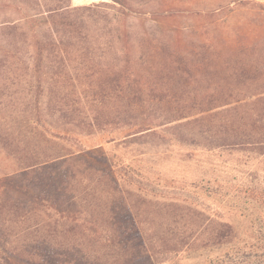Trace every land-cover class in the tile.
Instances as JSON below:
<instances>
[{"label":"trees","instance_id":"1","mask_svg":"<svg viewBox=\"0 0 264 264\" xmlns=\"http://www.w3.org/2000/svg\"><path fill=\"white\" fill-rule=\"evenodd\" d=\"M156 1L0 3L7 254L27 264H163L233 239L228 221L125 188L64 142L129 126L134 135L165 141L160 129L190 145L264 154V32L181 41L176 26L169 34L128 23L172 16V6L151 9ZM0 264L10 261L0 255Z\"/></svg>","mask_w":264,"mask_h":264},{"label":"rangeland","instance_id":"2","mask_svg":"<svg viewBox=\"0 0 264 264\" xmlns=\"http://www.w3.org/2000/svg\"><path fill=\"white\" fill-rule=\"evenodd\" d=\"M70 1L73 5L110 2ZM164 6L175 8L172 16L153 20L136 15L128 23L136 30L163 26L169 34L176 26L180 33L173 32V37L181 41L212 35L236 40L264 32V0H158L150 7ZM215 7L220 9L207 12ZM133 131L126 126L91 134L73 132L64 142L89 163L111 173L121 186L148 198L201 209L228 221L235 231L228 243L186 250L163 264H264V154L190 145L160 129L165 141L162 136L134 135ZM0 255L10 264H27L1 248Z\"/></svg>","mask_w":264,"mask_h":264}]
</instances>
